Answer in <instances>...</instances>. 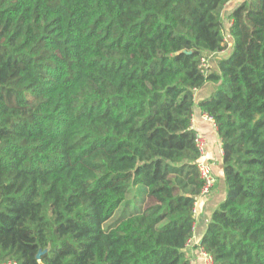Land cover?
<instances>
[{"label": "trees", "instance_id": "trees-1", "mask_svg": "<svg viewBox=\"0 0 264 264\" xmlns=\"http://www.w3.org/2000/svg\"><path fill=\"white\" fill-rule=\"evenodd\" d=\"M232 1L0 0L1 264H191L196 109L227 189L199 248L264 264V0Z\"/></svg>", "mask_w": 264, "mask_h": 264}, {"label": "crops", "instance_id": "crops-1", "mask_svg": "<svg viewBox=\"0 0 264 264\" xmlns=\"http://www.w3.org/2000/svg\"><path fill=\"white\" fill-rule=\"evenodd\" d=\"M242 0H234L230 2L225 9V26L228 29L230 26V20L228 16L231 11ZM229 40L228 49L222 53L214 55L209 61V66L213 65L214 58L216 56H228L231 52L233 42ZM208 66V67H209ZM214 90V87L206 86L205 90L196 92L198 100H203L210 96V93ZM192 128L199 135H203L207 140V149L203 160L209 163L213 169L216 178V185L208 196L198 197L196 202V224L194 228V237L188 244L186 252L191 259V264H204V257L202 250L199 248L203 236L206 233L208 224L211 220L213 212L219 207V205L225 200L227 189L223 176V149L221 140L217 134V128L210 121L206 120L205 114L201 113L199 109H196L193 120Z\"/></svg>", "mask_w": 264, "mask_h": 264}, {"label": "built area", "instance_id": "built-area-1", "mask_svg": "<svg viewBox=\"0 0 264 264\" xmlns=\"http://www.w3.org/2000/svg\"><path fill=\"white\" fill-rule=\"evenodd\" d=\"M201 66L203 68L208 67V59L207 58H204L202 60ZM205 118H206V120L210 121L213 125H215L214 119L212 117L205 115ZM195 142H196V147H197V149L200 153V156H201V161L198 164V168L200 171L201 178L205 182V185H204V188L202 191V196L205 197L211 193L212 189L214 188L216 179H215V176L212 172L211 165L203 160V157H204L206 149H207L206 138L203 135L197 134ZM195 212H196V210H195ZM202 255L204 257V264H213V259L210 256L205 254L203 251H202ZM3 264H14V263L8 262V263H3Z\"/></svg>", "mask_w": 264, "mask_h": 264}, {"label": "rangeland", "instance_id": "rangeland-1", "mask_svg": "<svg viewBox=\"0 0 264 264\" xmlns=\"http://www.w3.org/2000/svg\"><path fill=\"white\" fill-rule=\"evenodd\" d=\"M213 55L207 56L206 58L208 59V66H209V61H211ZM216 183V182H215ZM123 216H125L124 210H121L119 212H117L112 218L111 220H109L106 224H105V228L109 229L111 226L115 225L117 223V221L122 218Z\"/></svg>", "mask_w": 264, "mask_h": 264}]
</instances>
